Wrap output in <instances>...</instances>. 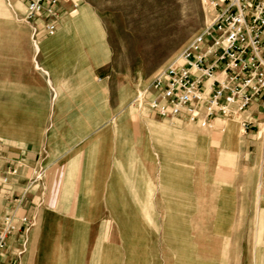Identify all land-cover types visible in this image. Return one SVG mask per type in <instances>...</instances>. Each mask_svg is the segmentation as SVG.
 <instances>
[{
    "label": "crops",
    "instance_id": "crops-1",
    "mask_svg": "<svg viewBox=\"0 0 264 264\" xmlns=\"http://www.w3.org/2000/svg\"><path fill=\"white\" fill-rule=\"evenodd\" d=\"M71 2L57 4L56 19L39 18L41 26L51 20L57 27L35 47V68L51 92L46 137L0 135V230L8 216L17 225L0 264H202L203 225H214L218 235L220 188L218 169L204 180L199 128L189 131L180 124H191L186 118L170 122L126 105L127 87L115 88L98 73L106 52L98 46L85 51L70 40L65 12ZM225 120L247 125L245 135L253 136L242 147L245 165L255 174L258 162L262 172L251 177L264 181L261 107L253 103L234 116L207 119L214 128ZM5 132L27 133L25 126ZM28 132L42 133L40 127ZM230 198L221 200L228 211ZM237 198L236 211L250 215L249 222L236 226V242L234 233L227 238L256 247L253 260L257 253L264 264V189L243 190ZM248 228L255 238L242 243ZM251 258L241 251L240 261Z\"/></svg>",
    "mask_w": 264,
    "mask_h": 264
},
{
    "label": "rangeland",
    "instance_id": "rangeland-1",
    "mask_svg": "<svg viewBox=\"0 0 264 264\" xmlns=\"http://www.w3.org/2000/svg\"><path fill=\"white\" fill-rule=\"evenodd\" d=\"M65 13L72 21L68 28L72 35L70 40L76 41L77 46L83 43L85 51H90L87 47L98 46L106 52L107 65L98 73L115 88L127 87L124 103L133 105L142 114L150 109L144 98L135 101L137 97L160 71L210 27L216 16L208 0H72ZM42 39L46 36L40 20H25L21 0H0V131H4L1 136L45 138L43 132L52 124L51 92L43 80L45 74L35 68L38 62L35 47H40ZM101 57L102 53L99 59ZM180 124L189 131L193 126L199 128L204 180L216 169L219 172V222L224 226H219L217 235L214 225H203L202 264H260L257 253L253 260L256 247L232 244L227 238L234 233L236 242L241 232L236 226L249 222L250 215L236 211L238 193L264 189L262 179L251 177L262 172L258 162L254 163L255 174H250L252 165H245L248 158L242 147L252 133L245 135L242 123L230 120L217 128L211 127L209 122L205 126ZM15 126H25L27 133L5 132ZM39 127L42 133L28 132ZM227 134L233 136L234 143L225 141ZM40 171L45 174L44 168ZM227 193L231 197L229 211L221 206ZM232 209L234 213H230ZM251 216L257 218L258 214ZM227 222L234 225H226ZM213 237H218L216 244L215 240L212 242ZM241 238L242 243L243 239L253 241L255 229H243ZM242 250L250 251V262L240 261Z\"/></svg>",
    "mask_w": 264,
    "mask_h": 264
},
{
    "label": "built area",
    "instance_id": "built-area-1",
    "mask_svg": "<svg viewBox=\"0 0 264 264\" xmlns=\"http://www.w3.org/2000/svg\"><path fill=\"white\" fill-rule=\"evenodd\" d=\"M208 1L216 12L210 27L160 71L135 100L144 98L161 120L186 118L189 123L205 126L208 118L234 116L253 103L264 115V0ZM21 2L27 22L44 15L58 17V0ZM56 30L51 20L42 24L46 37ZM206 39L211 41L209 46ZM243 129H247L246 124ZM41 173H36L34 182L41 180ZM16 229L12 216L4 218L0 254Z\"/></svg>",
    "mask_w": 264,
    "mask_h": 264
},
{
    "label": "bare ground",
    "instance_id": "bare-ground-1",
    "mask_svg": "<svg viewBox=\"0 0 264 264\" xmlns=\"http://www.w3.org/2000/svg\"><path fill=\"white\" fill-rule=\"evenodd\" d=\"M196 127V126H195ZM234 139H233V136H231V135H226V139H225V141H227L228 143H234V141H233ZM231 154V153H230ZM219 168V167H218Z\"/></svg>",
    "mask_w": 264,
    "mask_h": 264
}]
</instances>
